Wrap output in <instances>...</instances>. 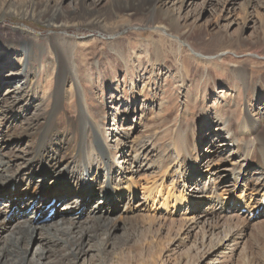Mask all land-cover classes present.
Segmentation results:
<instances>
[{
    "label": "rangeland",
    "instance_id": "1",
    "mask_svg": "<svg viewBox=\"0 0 264 264\" xmlns=\"http://www.w3.org/2000/svg\"><path fill=\"white\" fill-rule=\"evenodd\" d=\"M181 1L0 0V160L24 167L37 133L51 128L61 141L50 153L55 171L26 170L25 184L4 199L30 208L19 214L0 204L7 219L0 246L39 206L38 226L66 221L71 210L79 226L100 214L118 224L105 254L95 250L105 235L86 240L76 264H264V228L250 230L264 227V193L253 191L262 163L249 137L235 135L247 115L264 119V0L253 7L248 0ZM172 18L198 53L184 46L187 66L177 64L173 39L155 29L178 36ZM239 69H248L249 86L231 76ZM223 122H232L235 142ZM70 126L79 133L71 135ZM99 130L118 155L116 167L110 171L96 150L91 158L103 168L89 174L74 160L102 140ZM66 170L82 181L57 180ZM107 188L115 194L110 201L101 194ZM217 212L251 219L239 246L225 219L204 227ZM39 238L27 244L30 261L42 248Z\"/></svg>",
    "mask_w": 264,
    "mask_h": 264
},
{
    "label": "bare ground",
    "instance_id": "2",
    "mask_svg": "<svg viewBox=\"0 0 264 264\" xmlns=\"http://www.w3.org/2000/svg\"><path fill=\"white\" fill-rule=\"evenodd\" d=\"M253 1L254 0H248V4L251 7H253L254 4L257 3L256 1H254V2ZM181 2H182V5H184L186 3V0H182ZM139 5H141V4H139ZM130 10H131V12L132 11H138L136 8H134V6H131L129 8V11ZM171 22H172V25H171L172 30L175 31L178 36H174V34L167 33L168 28L164 27V26H163L164 28L157 26V27H155V29L169 35L170 38L173 39V41H171V43L175 44L174 46L177 47V50H176V57H178L177 64H179L180 67L181 66L183 67L187 64V61L183 56V53L186 52V50H184L185 49L184 46L189 48V50L191 52H193L194 54H198V53H197V50L194 49V47L191 44L187 43L188 42L187 37H185L184 39L182 38V34H181L182 28L180 29L179 19H177V18L173 19L172 18ZM99 24H100L99 26L102 28L103 31L109 33L110 28L106 24H103V23H99ZM127 26H131V25L126 23L125 25H121L117 29H124ZM192 39H194V38H192ZM220 57H223L222 58L223 60L229 58L228 53H223ZM258 57H260V56L258 55ZM233 67L236 69V68H238V65L234 63ZM247 71H248V69H245L244 71L242 69H239L237 71L234 70V72L231 76H233L234 79H238V80H241L243 82H246V84L249 86L248 74L246 73ZM255 98L258 99V95H255ZM252 114L247 115L243 119V121L241 123H239L238 132H235V131L234 132H235V135L248 136L249 137V144H251V148H250L251 152H256L260 158L258 160H260L262 163L261 164V167H262L261 168L262 169L261 180L257 182L253 191H255L257 193H261V192L264 193V119L260 118L259 115L254 116ZM223 125H224V128L226 131L227 130L230 131L231 129H233L232 122H228V123L223 122ZM68 131L71 135H76L79 133L76 126H70ZM232 131L233 130H231V133L229 132V134H230L229 136H231L229 142H232V141L235 142V140H236V139L234 140V138H233L234 132H232ZM239 131L242 133H240ZM44 132L37 133V136L39 137V139L37 140L34 151L31 153L30 158L28 160H26V164L24 167L17 169V170H13L12 169L13 165L11 166L9 161H4V159L0 160V177L2 178V180L0 181V195H1V193H3V195H4L3 198H2V196H0V204H3L5 206L4 209H6V212L8 209V210H12L13 213L18 212L20 214L21 211H23L24 209L26 210V209L30 208L28 202H23L20 206L16 207V203L13 205L11 201H7V202H5L6 200L4 201V199H6V197L8 195V192L12 193V190L16 189L17 187H18L17 191H19L20 185L25 184V177L24 176H26L28 173H23V172H28L26 170H32L34 167H38L39 170L47 168L50 173L55 171L56 159H55V156H52L50 153L55 151V148H58L59 146H61V141L57 140L54 137V135H56L58 133L56 131L54 134V128H51V129L46 130ZM99 133H101V134L103 133L102 140H97L96 144L93 145V147L92 146L88 147L86 145V149H80V151H79L80 155L78 154V156H77V158L79 160L78 161L74 160L76 163L81 161L82 166L83 167L85 166L87 168L89 174H91L90 172L93 169H96L97 173L99 174L100 170L103 168L102 163H100V161L98 162L99 163L98 164V163H95L94 160H92V158L96 157V150H99V151H101V153H103L104 159L107 160V164H106L107 167H108V165L110 166V171L112 170L113 167H116L115 160L117 159L118 155H117V153L113 154L110 151L111 146L109 145L108 134L105 130L104 131L99 130ZM62 139L65 140L64 137H62ZM255 142L259 143L258 149H256L254 147ZM245 143H246V141L243 144H245ZM117 144H119V143H117ZM240 145H242V144H240ZM115 148H116V146H115ZM47 149H49V153H46ZM87 156L89 158L86 159ZM136 158H138V157H136ZM67 167H69V164L67 165ZM67 171H69V172H67ZM70 171L71 170H66L65 172L58 174L55 177L57 178V180H59V181L62 180L63 183L69 184V185L80 183L82 181L81 177H75L73 172L72 171L70 172ZM89 174H87V176ZM83 180H84V178H83ZM33 181H35L34 178H33ZM42 188L40 189V192H41ZM153 189H154V187H153ZM244 190H247V189H244ZM49 192H50V190H48V193ZM257 193H255V194H257ZM13 194H15V193L13 192ZM101 194L103 196H105V201L106 200L110 201L115 196L114 192L108 188L105 189L104 191H102ZM235 196H236V194H235ZM237 198H238L237 200H239V202H240L241 207L247 205V202H246L247 198H245V196L244 197L240 196ZM166 199L169 200L168 198H166ZM177 202H178V200H174V198H173L172 203L177 204ZM49 203H50V201L48 200L46 207L49 206ZM220 204L223 205L224 203L221 202ZM260 205L261 204H259V206ZM42 206H44L43 203H42ZM257 208L258 207H255V209H257ZM255 209H254V211H255ZM65 211H67V210H64V212ZM1 212H0V215H1ZM38 212H42V209L39 206H36L33 209L32 215L30 218L22 220L21 222H19L20 224H17L13 228L14 231L12 230L11 239L8 242H6L0 246V264H46L45 262H48V264H49V262L51 264H76V261L80 258V256L86 252L85 251L86 240H96L101 235H105L106 239L103 240L101 245H99V247H97L95 249L98 252V254L99 253H100L99 255L105 254L106 251L112 246V244H111V232L113 229L116 228V226L118 224L117 225L116 224H108L109 222L107 221L106 218H104L105 217L104 214H100L96 218H94L95 222L90 224V225L79 226V224L72 217L74 215L76 216V214H74L73 210H71L67 214L70 217L68 216L69 219H67L66 221H64L63 220L64 218H63L62 219L63 222L61 220V221H58L59 223H53L52 225L42 224V225L38 226V224H35L33 222V219L36 217ZM213 214H215V215L207 221L208 227L204 226L206 229L210 230V228L211 229L217 228L218 225L220 224L219 222L217 223V221H219L220 219H225L224 218L225 216L223 215L224 216L223 217L222 213H220V212L213 213ZM238 215L239 216H237V217L233 216V217H228L227 219H225L226 227L229 228L231 231L232 230L235 231V233H233V234H235V236H233L232 234L229 235L231 237L230 242H233V246H235V247L239 246L240 243L244 242L243 241L244 236H246L245 231H246V229H249L248 227L250 226V220H251L250 218L247 219L246 216H240V214H238ZM147 218H150V217L147 216ZM6 220L7 219H4V220L0 219V232L2 230L6 229V226H5ZM119 220H121V219L119 218ZM210 220H211V222H209ZM213 220L215 221V223L213 222ZM198 222H200V221H198ZM116 223H118V222H116ZM225 225H223V226H225ZM195 227H197V226H195ZM255 228H258V230L259 229L262 230L264 227L262 225L258 226L256 224V226H253L252 228H250V230H253ZM193 229H194V227H193ZM209 230H207V231H209ZM36 237H40L39 239L41 241V247L42 248L37 253L35 259L30 261L27 259V253H28L27 244L29 242H31L33 239H35ZM185 238H186V236H185ZM187 238H189V237L187 236ZM226 239H227V236H226ZM227 240L229 241V238ZM204 241H205V239H204ZM224 241H226V240H224ZM228 241H226L225 243L221 242V243H219L218 246L221 249L225 248L224 246H226ZM49 260H51V261H49Z\"/></svg>",
    "mask_w": 264,
    "mask_h": 264
}]
</instances>
